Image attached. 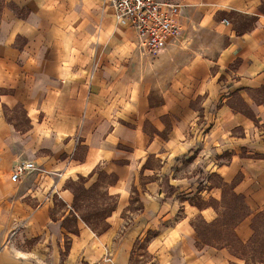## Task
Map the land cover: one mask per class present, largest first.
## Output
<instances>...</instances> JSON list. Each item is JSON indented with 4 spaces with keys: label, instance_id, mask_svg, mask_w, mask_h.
I'll return each instance as SVG.
<instances>
[{
    "label": "crops",
    "instance_id": "1",
    "mask_svg": "<svg viewBox=\"0 0 264 264\" xmlns=\"http://www.w3.org/2000/svg\"><path fill=\"white\" fill-rule=\"evenodd\" d=\"M160 1L150 55L108 0H0V264H264V0Z\"/></svg>",
    "mask_w": 264,
    "mask_h": 264
},
{
    "label": "built area",
    "instance_id": "2",
    "mask_svg": "<svg viewBox=\"0 0 264 264\" xmlns=\"http://www.w3.org/2000/svg\"><path fill=\"white\" fill-rule=\"evenodd\" d=\"M119 22H128L136 31L142 52L154 55L180 36L176 17L180 6L160 0H108ZM224 23L229 24L226 20ZM34 170L31 162H19L13 168L11 182L19 181L28 171ZM106 260H109L106 258Z\"/></svg>",
    "mask_w": 264,
    "mask_h": 264
},
{
    "label": "rangeland",
    "instance_id": "3",
    "mask_svg": "<svg viewBox=\"0 0 264 264\" xmlns=\"http://www.w3.org/2000/svg\"><path fill=\"white\" fill-rule=\"evenodd\" d=\"M15 117L18 118L19 121H21L18 122V124H20V126H24L25 123L24 119L22 118V113H17ZM77 195L80 200L78 204L79 214L82 217H87L89 220H92L94 227H104L103 218L105 214H107V211H109L111 203L102 197L96 198V200H94L92 199L90 194H87L85 192H78ZM261 231H264V229H262ZM261 251H264V249H262ZM257 259L264 260V256H257Z\"/></svg>",
    "mask_w": 264,
    "mask_h": 264
}]
</instances>
